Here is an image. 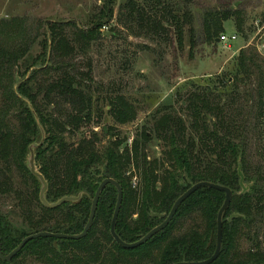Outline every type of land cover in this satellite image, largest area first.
Here are the masks:
<instances>
[{"label":"trees","instance_id":"16d2710c","mask_svg":"<svg viewBox=\"0 0 264 264\" xmlns=\"http://www.w3.org/2000/svg\"><path fill=\"white\" fill-rule=\"evenodd\" d=\"M101 1L83 27L75 19L45 22L37 40L39 52L32 57V41L18 38L17 22L0 21V250L8 254L35 232L79 234L104 178L121 186L114 230L126 243L158 225L163 217L152 214H166L191 184L210 181L227 186L231 199L221 220L219 254L209 264H264V144L258 147L260 161L253 163L249 152L254 128L264 126V64L261 70L252 51H238L234 77L243 73L254 79L255 103L236 104L237 85L216 91L204 86L185 97L186 119L171 104L159 105L128 143L129 137L120 135L115 125L135 120V104L118 92L99 95L90 62L79 66L76 60L104 37L102 28L113 18L114 5L115 20L129 30L159 35L172 27L178 45L187 31L189 51L196 42L192 13L185 0ZM240 17L237 9L205 8L200 36L215 43L224 31L223 22L232 18L239 29ZM228 77L222 85L229 83ZM100 104L115 125L98 131L93 125H99L103 115ZM235 104L239 108L233 110ZM253 112L257 123L250 120ZM41 132L43 140L33 154L35 169L46 182L45 201L80 193L77 200L55 207L40 202V182L26 163L29 145L41 141ZM157 140L162 153L150 157L146 147ZM116 194L113 184L101 190L85 236L33 238L0 264H173L204 260L213 253L224 192L195 189L159 232L128 249L109 232Z\"/></svg>","mask_w":264,"mask_h":264},{"label":"rangeland","instance_id":"374dc122","mask_svg":"<svg viewBox=\"0 0 264 264\" xmlns=\"http://www.w3.org/2000/svg\"><path fill=\"white\" fill-rule=\"evenodd\" d=\"M121 0H116V3ZM101 0H0V21L13 18L19 26L18 38L25 42L30 40L29 55L39 52L37 40L41 37L44 23L49 20L75 19L77 24L85 26L89 15L97 13ZM184 5L192 13V24L195 32V46L189 51L188 32L178 45L172 27L166 28L159 35L129 30L123 23L115 20L117 5H114V16L104 27V37L94 41L86 54L76 60L79 66L85 61L91 64L92 79L99 95L118 92L125 95L137 108L133 122L123 126L115 125L104 105L99 125L93 128L115 125L120 135L131 137L136 128L149 122V115L163 104H171L182 118L184 116V99L188 92L219 88L236 90V104L256 102L254 79L243 73L235 79L238 51H252L255 64L262 70L263 53L255 49V44L264 36V0H185ZM216 7L237 9L241 11V26L236 27L235 20L229 18L223 22L224 41L217 39L215 43L204 42L200 36L201 12L205 8ZM113 28V30H112ZM236 36L231 40L228 37ZM253 50H252V49ZM249 54V52H248ZM229 76V83L222 85L224 77ZM225 87V88H224ZM221 89V90H223ZM224 91V90H223ZM227 92H225V96ZM231 97L225 98L229 100ZM236 104L233 110L239 108ZM250 120L257 123L255 112ZM254 117V118H253ZM255 143L249 152L253 163L261 160L260 148L264 144V126L254 128ZM150 157H160L162 145L160 141H152L146 147ZM28 263V261H27ZM31 264V263H28ZM34 264V263H32Z\"/></svg>","mask_w":264,"mask_h":264},{"label":"water","instance_id":"95a60500","mask_svg":"<svg viewBox=\"0 0 264 264\" xmlns=\"http://www.w3.org/2000/svg\"><path fill=\"white\" fill-rule=\"evenodd\" d=\"M43 135L41 132V141H39L38 143H33L31 145H29L28 148V157H27V168L28 170L31 171L32 174H34L39 182H40V191H39V200L40 202L43 203V205L46 207H55L60 205L63 201H75L78 199V197L80 196V193H78V195L76 197L74 196H63L62 198L58 199L55 202H47L44 199V193L46 191V182L43 179L42 175L35 169L34 166V154H33V149L35 147H37L38 145H40V143L43 140ZM239 174V180L240 183L242 185V174L240 171H238ZM107 184H113L116 187L117 190V194H116V203L112 212V217H111V222H110V226H109V232L110 235L112 236V238L114 239V241L122 248H132V247H136L141 245L142 243H144V241H146L147 239H149L151 236H153L154 234H156L157 232H159V230L164 227L174 216L175 210L178 207V205L188 196L191 194V192H193L195 189L200 188V187H210L216 190H219L221 192H224V200L222 205L220 206V208L217 211V216H216V238H215V249L213 251V253L209 256V258L204 259V260H200V261H193V262H186V261H177V263H173V264H209L212 260H214L217 255L219 254L221 245H220V241H221V220H222V216H223V211L227 208L230 199H231V190L227 187V186H221L219 184L210 182V181H199L196 183H193L190 185L189 188H187L184 192H182L179 196L176 197L174 203L172 204V206L170 207L169 211L164 214V213H159V214H155L153 213V216L156 217H163V220L161 222H159L158 225L152 227L151 229L148 230V232H146L144 234V236H142L140 239L133 241V242H124L122 241L119 236L117 235V233L114 230L115 227V222L117 219V213L119 211L120 205H121V198H122V189L120 184H118L114 179L112 178H104L102 179L99 183L98 186L96 187L93 197L91 198V205L89 208V212L87 215V220L85 225L83 226L82 230L79 232V234H67V233H51V232H44V231H40V232H35V233H31V235L24 237L16 246L15 248H13L8 254H3L2 251L0 250V259L3 261H8L11 258H13L18 252L19 250L24 246L25 243H27L28 241H30L33 238H37V237H47V236H51L54 237L55 239H79L83 236H85L88 231V229L90 228L92 221L94 219V213H95V209H96V205L98 202V197L99 194L101 192V190L107 185ZM55 245V243H53Z\"/></svg>","mask_w":264,"mask_h":264},{"label":"built area","instance_id":"2783aa9c","mask_svg":"<svg viewBox=\"0 0 264 264\" xmlns=\"http://www.w3.org/2000/svg\"><path fill=\"white\" fill-rule=\"evenodd\" d=\"M102 31H104V27L102 28ZM235 37L236 36H231V37H228V38L233 40V39H235ZM219 39H222L224 41L225 39H227V36H224V35L221 36L220 35ZM263 48H264V36H261L259 38V40L257 41V43L255 44V49H256L257 52L262 54L263 53V50H262Z\"/></svg>","mask_w":264,"mask_h":264}]
</instances>
